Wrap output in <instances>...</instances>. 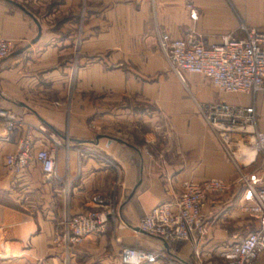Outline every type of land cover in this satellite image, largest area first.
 <instances>
[{
	"label": "crops",
	"instance_id": "crops-1",
	"mask_svg": "<svg viewBox=\"0 0 264 264\" xmlns=\"http://www.w3.org/2000/svg\"><path fill=\"white\" fill-rule=\"evenodd\" d=\"M85 1L83 43L70 88L74 22L65 12L73 14L82 0H0V35L14 42L0 62V110L21 121L0 140V264H124L120 251L128 246L157 254L141 264H219L214 253L248 234L246 228L256 229L258 221L236 208L243 186L234 183V168L197 104H252L264 132V91L222 92L203 75L186 80L194 74L187 72L178 82L157 37L191 34L216 43L226 34L241 37V22L264 30V0ZM128 100L140 110L131 121L168 122V146L149 154L129 140ZM145 103L154 109L146 115ZM29 127L32 158L12 173L5 155L17 149ZM53 138L57 176L45 174L34 157ZM209 178L231 187L205 198L204 235L165 242L138 227L157 205L176 202L184 181ZM95 195L110 208L107 223L65 248V218L95 208ZM252 264H264V253Z\"/></svg>",
	"mask_w": 264,
	"mask_h": 264
},
{
	"label": "built area",
	"instance_id": "built-area-1",
	"mask_svg": "<svg viewBox=\"0 0 264 264\" xmlns=\"http://www.w3.org/2000/svg\"><path fill=\"white\" fill-rule=\"evenodd\" d=\"M190 17L196 12L190 2L186 4ZM241 37L223 35L219 42L209 43L191 34L173 38L159 33L158 46L176 75L200 74L208 78L220 91L254 94L264 91V30L241 22ZM14 42L0 35V62L13 49ZM198 111L214 133L220 147L234 168V183L243 186L244 192L235 206L245 214L257 217V228L245 236H237L214 255L223 264H252L264 253V132L257 126L258 114L254 105H234L222 101L197 104ZM21 127V121L6 110H0V140ZM31 128L20 139L14 152L5 155L6 168L19 173L32 158ZM58 141L53 138L48 148H40L35 159L47 175L57 176L56 151ZM231 187L230 182L209 178L199 182H183L179 199L162 203L143 216L138 227L147 234L165 242L185 241L196 232H206L201 217L203 202L208 194H221ZM95 208L67 216L64 220V246L69 249L81 243L88 235L101 231L108 221L109 209L105 200L92 197ZM157 254L138 247H122L120 260L124 264L153 262ZM35 264H40L36 262Z\"/></svg>",
	"mask_w": 264,
	"mask_h": 264
},
{
	"label": "rangeland",
	"instance_id": "rangeland-1",
	"mask_svg": "<svg viewBox=\"0 0 264 264\" xmlns=\"http://www.w3.org/2000/svg\"><path fill=\"white\" fill-rule=\"evenodd\" d=\"M36 13V12H34ZM67 18L72 19L74 22V26L71 29L72 34L74 35V43H73V50H74V56L72 58V61L70 62V74L68 76V83L70 85V88L72 87L73 83L75 82L76 73L79 66V59H80V51L83 43V35L85 31V23L87 18V2L85 0H82L80 3L78 9L73 12H65ZM14 47V46H13ZM171 70V68H169ZM196 77L197 79L191 80H198V77L196 74H188L185 76V79L187 80L188 77ZM151 77V76H148ZM178 82L183 83L179 77L176 78ZM72 93V89H69V95ZM129 105V118L128 121L129 127H128V138L133 143H137V145H144L146 150H148L149 154L153 153L156 148L158 147H166L170 143L168 141V134H169V124L166 120L161 119L160 121H156L154 124L149 121H141L139 117V121L132 120L131 118L134 115V113H137L140 110H137L136 102L128 100L127 101ZM144 105V114L151 113L154 109L153 106L150 104H143ZM137 108V109H136ZM146 120V119H145ZM135 125V128L134 126ZM150 135L154 136V140H150ZM215 136V135H214ZM153 147V149L151 148ZM255 230V226L252 225L249 228L245 229V232L249 233ZM216 259L219 260V264H223V260L216 257Z\"/></svg>",
	"mask_w": 264,
	"mask_h": 264
},
{
	"label": "water",
	"instance_id": "water-1",
	"mask_svg": "<svg viewBox=\"0 0 264 264\" xmlns=\"http://www.w3.org/2000/svg\"><path fill=\"white\" fill-rule=\"evenodd\" d=\"M38 33L40 34V29L38 30ZM39 34H38V35H39ZM36 39H37V38H36ZM36 39H35V40H33L32 42H35V41H36Z\"/></svg>",
	"mask_w": 264,
	"mask_h": 264
}]
</instances>
